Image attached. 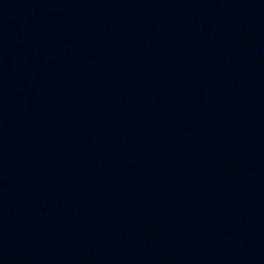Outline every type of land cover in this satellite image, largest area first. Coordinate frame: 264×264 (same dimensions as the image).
Returning a JSON list of instances; mask_svg holds the SVG:
<instances>
[{
    "label": "water",
    "instance_id": "95a60500",
    "mask_svg": "<svg viewBox=\"0 0 264 264\" xmlns=\"http://www.w3.org/2000/svg\"><path fill=\"white\" fill-rule=\"evenodd\" d=\"M0 264H264V0H0Z\"/></svg>",
    "mask_w": 264,
    "mask_h": 264
}]
</instances>
